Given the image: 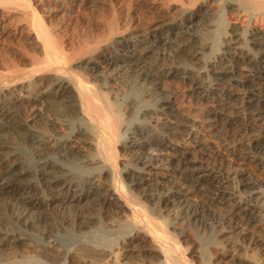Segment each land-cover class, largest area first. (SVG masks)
Masks as SVG:
<instances>
[{"label":"bare ground","instance_id":"6f19581e","mask_svg":"<svg viewBox=\"0 0 264 264\" xmlns=\"http://www.w3.org/2000/svg\"><path fill=\"white\" fill-rule=\"evenodd\" d=\"M209 10L219 16L212 33L186 35ZM59 13L80 18L59 27L50 19ZM13 39L14 49L0 44L1 255L249 264L230 244L237 231L263 262L264 0H0V40ZM158 46L178 61L153 58ZM199 61L213 64L212 82L192 74ZM146 81L151 93L132 97ZM240 86L251 132L241 140L253 154L215 142L239 119L229 110ZM162 150L170 155L158 171L150 155ZM197 199L203 209L192 208ZM68 240L80 244L59 256L54 246Z\"/></svg>","mask_w":264,"mask_h":264},{"label":"rangeland","instance_id":"374dc122","mask_svg":"<svg viewBox=\"0 0 264 264\" xmlns=\"http://www.w3.org/2000/svg\"><path fill=\"white\" fill-rule=\"evenodd\" d=\"M209 12H211V15H210V13L208 14L207 13V15H209V18L207 17V15H205V16H203V17H205L204 19H194L193 20V25L195 24V22H196V24L193 26L192 25V27H190V33L187 31V34L186 35H192V36H197V37H201L202 35H203V37L205 38V37H208L211 33H212V30L213 29H215V27H216V25L218 24V14L217 13H215L213 10H209ZM212 12H214V14H217V15H212ZM92 13L94 14V15H92ZM91 14H86V16H83L81 19H79V22H81V21H83V20H88L89 19V21H92V18L93 19H95V17H96V15L97 14H95L94 12H92ZM53 17H50V19L52 20V21H54V22H56L57 24H58V26L59 27H61L62 25H64V23L65 22H71L70 23V25H73V23L74 22H76V20L78 19V18H80V17H78V18H73L72 20L71 19H69V17H68V14L66 13H59V14H54V15H52ZM92 16V17H91ZM95 16V17H94ZM212 16V17H211ZM202 17V18H203ZM213 17H214V21H215V17H216V21L213 23L212 22V20H213ZM87 18V19H86ZM91 18V19H90ZM211 19V24H210V22H209V20ZM202 20H203V22H202ZM198 21H199V23H198ZM207 21L209 22V25H206V24H208L207 23ZM216 22H217V24H216ZM201 23V24H200ZM205 23V24H204ZM213 24H214V26H213ZM213 27H212V26ZM208 27V28H207ZM211 27V28H210ZM193 30V31H192ZM69 31H71V27H69ZM208 31H210V33L208 34V33H206V32H208ZM193 33V34H192ZM206 34H208V35H206ZM220 36H222V35H220ZM177 38V37H176ZM174 44H172V48H175L176 49V46L178 45V42H177V40H175V39H173V38H171L170 39ZM1 42H0V44L1 45H3V46H10V47H13V49H14V47L16 46V45H14V44H16V41L13 39L12 41L14 42H12V41H2V40H0ZM220 41L222 42V41H224V38H223V36H222V39H221V37H220ZM176 42V43H175ZM6 43V44H5ZM176 45V46H175ZM174 46V47H173ZM160 47V48H159ZM12 49V48H11ZM156 51H158V52H156ZM154 52L156 53H153L154 55H152V57L153 58H156L157 56H159L160 54H167L166 56H168L166 59H168V60H166L167 62L168 61H173V62H177L178 60H177V57L175 58L174 56H172L171 55V52L169 51V50H167V49H163V47H161V46H158V47H156V49L154 50ZM168 52V53H167ZM155 56V57H154ZM212 56H214V55H212ZM212 56H211V59H210V61L213 59L212 58ZM160 57V56H159ZM198 63V64H197ZM194 62L193 64L191 63V69H193V75L194 74H196V76H198L199 77V79H201L202 81H203V83H205V84H208L209 82H212L213 81V79H214V77H213V75H211V73H212V71L210 70V68L212 67V63H209V62H207V63H203V62ZM206 64L208 65V66H206ZM204 65H205V67H204ZM208 68V69H207ZM198 70V71H196V70ZM205 69H207V70H205ZM204 71V72H203ZM196 72V73H195ZM211 72V73H210ZM206 73V74H205ZM208 73V74H207ZM198 74H200V75H198ZM213 74V73H212ZM206 77V78H205ZM213 78V79H212ZM207 79V81H205ZM210 79V80H209ZM205 81V82H204ZM136 85H138V84H136ZM134 86V88H132V93H131V95H132V97H134L133 95H135V96H138V97H140L141 95H145L146 93H151L150 92V90L152 91V87H151V84H150V82L149 81H146V82H144V84L142 83V85H138V86ZM142 88H141V87ZM135 87H137V89L135 88ZM242 87V88H241ZM245 87L246 86H240V88H238L240 91L242 90H245ZM140 88V89H139ZM141 90H142V92H141ZM144 90V91H143ZM138 91H140L139 93H138ZM148 91V92H147ZM242 91L240 92V95L241 96H238V98H236V100H234V101H232L231 103H232V106H233V104H234V106L232 107V108H236V109H231V110H229V113L232 115H234L235 117H238L239 119H238V121L237 122H235L234 124H232V125H229L228 127H224V128H221V131H222V133L220 132L219 134H221L220 136V139L219 140H217L216 139V144L217 145H219L221 148H223V149H225L224 147H225V144L226 143H234V142H237V141H239V143L237 142V143H234V145H236V146H232V147H234L237 151L238 150H244L245 149V147L247 146V144L246 143H243L242 142V138H248L247 136H249L250 134H251V132L249 133V131L247 132V130L245 129V125L243 124L244 122H243V119H242V117L244 116V114H245V112L246 111H248V109H249V104H247V102H246V100H247V96H245L244 95V97H245V99H244V97H243V93H242ZM136 92V93H135ZM144 92H145V94H144ZM244 92V91H243ZM242 93V94H241ZM140 95V96H139ZM239 97H243L242 99L241 98H239ZM193 100V101H192ZM191 100V103H194L193 105H195L196 107H198V108H203V104H199V103H202L201 101H198V99L197 98H194V99H192ZM196 100H197V102H196ZM243 100V101H242ZM224 101V102H223ZM223 101H220V103H218V104H216L218 107H222V104L223 103H226V102H228V100H223ZM197 103V104H196ZM245 105V106H244ZM248 105V106H247ZM200 106V107H199ZM216 106V107H217ZM264 106V104H262L261 106H260V108L261 107H263ZM246 107V108H245ZM240 108V109H239ZM33 109H36V108H33ZM245 110V111H244ZM231 111V112H230ZM242 112V113H241ZM228 113V114H229ZM205 117V115L203 116V118ZM249 122L250 121H246V123H247V125L249 124ZM220 127H222V126H220ZM226 133V134H225ZM246 136V137H245ZM177 137V136H176ZM175 137V138H176ZM223 139H224V141H223ZM244 140V142L246 141L245 139H243ZM173 141H174V139H173ZM241 141V142H240ZM241 143V144H240ZM239 144V145H238ZM243 144V145H242ZM245 144H246V146H245ZM119 145V146H118ZM117 145V149H119V150H123V152H125L126 150L125 149H123V146L121 145V144H118ZM222 145V146H221ZM238 146H239V148H238ZM241 146V147H240ZM243 147V148H242ZM241 148V149H240ZM143 150H146V149H143ZM245 151V150H244ZM252 152L253 150H248V149H246V151L245 152ZM155 153V152H154ZM154 153H152L150 156H151V160L149 161V163L151 164V163H155V165H151L152 167L154 166V168H157L158 169V171H162L163 169H162V167H165V166H163L164 165V160L170 155V153H169V151H167V150H162V151H160V154H159V152L158 153H156V154H154ZM154 154V155H153ZM208 154V153H207ZM235 154H237V152L235 151ZM252 154H253V152H252ZM196 155V154H195ZM194 155V156H195ZM124 156H126V155H124ZM155 156V157H154ZM167 156V157H166ZM211 157V158H209V160H210V162H212V161H214V160H212V158H213V155H208V157ZM198 156L196 155V158H197ZM207 157V158H208ZM231 157V156H230ZM234 157H236V158H234ZM262 157V156H261ZM232 158H234V159H238L239 158V155H235V156H233ZM263 158V159H262ZM261 159L263 160L261 163H263L262 165H264V155H263V157H262ZM127 159H129V161H131L132 163H134L133 162V160H130V158H128L127 157ZM127 159H125V160H127ZM161 159H163L162 160V163H161ZM214 159V158H213ZM216 161V160H215ZM130 162V163H131ZM217 162H214V164H216ZM160 169V170H159ZM232 184V183H231ZM230 184V185H231ZM234 188L236 187V183L234 182ZM146 188H151V187H146ZM200 199V198H199ZM264 199V198H263ZM264 201V200H263ZM196 202L197 203H195L196 205H192V208H194V209H203L204 208V206H202V203L197 199L196 200ZM201 203V204H200ZM199 206H198V205ZM196 206H198V207H196ZM203 207V208H202ZM191 208V209H192ZM206 208V207H205ZM212 209H214V208H212ZM173 213V211H171V214ZM211 217V216H205V217H203V218H205V219H203L202 218V220L204 221V222H206L207 221V223L208 222H210L211 220H209V218ZM211 219V218H210ZM214 220H218V219H213L212 221H214ZM41 224V226L39 225V228H41V227H43V224H44V222L42 221V222H40ZM211 223V222H210ZM186 226V225H185ZM192 226V227H191ZM5 227H8V228H12V226L11 225H9V224H6L5 225ZM187 227V226H186ZM195 227H196V229H195ZM192 228V229H191ZM199 228V229H198ZM190 229H191V231H193L192 233L193 234H197L198 235V237L200 238V235H202L201 236V239L202 238H204L205 240H206V238H207V240H209L210 238V232H211V230H209L208 228L207 229H203L202 227H198V226H194V225H190L189 227H188V230L190 231ZM202 229V230H201ZM34 231H36V229L35 230H33V232ZM196 231V233H194ZM202 232H204V233H202ZM237 233V234H236ZM190 234H191V232H190ZM209 234V235H208ZM233 235H231L230 236V238H229V240H230V244H232V246H236L237 248H242V250H240V254H241V256L243 257V258H245V259H247V261H248V263L250 264H255L256 262V258H257V260L258 259H260V249L257 247L256 248V246L255 245H251L249 242H248V240H246V239H242L241 238V236H240V234H238V232L237 231H235L234 233H232ZM204 235V236H203ZM234 235H236V236H234ZM233 238V239H232ZM76 239V238H75ZM204 239H202V240H204ZM234 240H236V242H232V241H234ZM79 241V240H78ZM78 241H75V240H68L67 242H65V245L63 244V248L62 247H60L59 245H57L56 244V246H54V247H57L58 249V253H60L59 254V256H61V255H63L62 253L65 251V248L67 249V250H71V251H73L74 249H75V247H77V244H80V241L78 242ZM245 241V242H244ZM202 242V241H201ZM203 243V242H202ZM204 243H205V241H204ZM238 244V245H237ZM239 244H240V246H239ZM242 244V245H241ZM76 245V246H75ZM66 246V247H65ZM204 246V247H203ZM202 246V248L203 249H205V247H206V245H203ZM250 246V247H249ZM252 246V247H251ZM60 248V249H59ZM56 249V248H55ZM63 249H64V251H63ZM247 251H246V250ZM256 249H258V250H256ZM60 251V252H59ZM258 251H259V253H258ZM5 252H7V253H5V255H1L0 254V264H20L19 263V261H21L22 262V264H32V262H30V260L28 261L26 258V260H24V259H22L21 257H17L16 256V254L15 253H12L11 254V251H9L8 252V250L7 251H5ZM30 253V252H29ZM29 253H27L28 255H29ZM31 253H37V250H34V251H32ZM40 252H38V256L36 255V259L37 260H39V262H42V264L44 263V264H47V263H51V262H53V261H50L49 259H46V257H43V255L41 256L40 254H39ZM65 253V252H64ZM249 255V256H248ZM254 255L255 256H257V257H254ZM246 256V257H245ZM252 256V257H251ZM15 258V259H14ZM249 259V260H248ZM251 259V260H250ZM14 261V262H13ZM18 261V262H17ZM251 261V262H250ZM258 261H260V260H258ZM258 261H257V264H259V263H261V264H264V258L262 259V257H261V261H263V262H259L258 263ZM253 262V263H252ZM52 264V263H51Z\"/></svg>","mask_w":264,"mask_h":264}]
</instances>
